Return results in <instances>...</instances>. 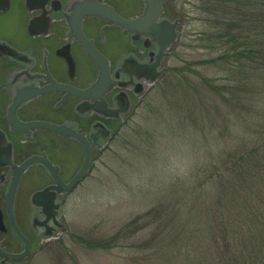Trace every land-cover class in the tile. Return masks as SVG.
I'll list each match as a JSON object with an SVG mask.
<instances>
[{
    "label": "rangeland",
    "instance_id": "374dc122",
    "mask_svg": "<svg viewBox=\"0 0 264 264\" xmlns=\"http://www.w3.org/2000/svg\"><path fill=\"white\" fill-rule=\"evenodd\" d=\"M197 1L167 3V20L177 25L158 78L137 97L118 130L106 132L86 177L58 195V225L18 264H264V183H256L248 190L251 198L244 199L245 190L223 187L226 170H216L227 156H239L264 137V77L213 61L220 51L200 40L209 26ZM110 2L126 18L143 9L142 0ZM118 46L99 45L111 54ZM74 56L73 85L94 81L98 71L92 63L80 50ZM52 62L50 57L48 66ZM43 104L36 103L39 112ZM52 115L58 121L60 115ZM36 140L62 165L65 179L81 168L84 154L76 143L49 131ZM26 149L36 150L30 143ZM43 184L21 186L22 214L31 192ZM256 214L258 230L223 229L232 219ZM20 220L26 232L27 218Z\"/></svg>",
    "mask_w": 264,
    "mask_h": 264
},
{
    "label": "flooded vegetation",
    "instance_id": "af4514ba",
    "mask_svg": "<svg viewBox=\"0 0 264 264\" xmlns=\"http://www.w3.org/2000/svg\"><path fill=\"white\" fill-rule=\"evenodd\" d=\"M53 1L55 0L48 1V8L52 10L47 16L52 18L49 33L47 35H32L31 33H38L44 27L38 23L42 20V11L39 8L41 0H0V264H18L23 260H13L7 257L8 254H20L25 250V243L19 238L11 223L12 217L28 238L30 252L35 242L40 237L44 238L47 233L53 232L57 225L54 220L58 208L57 197L50 196L48 199L46 198V202H43V198L37 202L33 200L36 191L56 185L52 173L42 161L32 164L24 171L17 187L13 208L11 211L9 210L8 190L17 167L27 159L36 156L48 159L58 170L64 182H69L72 179L67 180L63 177L62 165L52 158L47 148L40 149L42 146L37 143V136L48 130L29 131L15 125L12 119L16 118L24 122L57 123L86 135L94 146L93 160L94 152L100 147L106 132L114 133L118 130L119 126L131 114L137 97L146 94L147 78L151 77V74L147 71L143 72L140 66L142 64L152 66L157 63L162 45L166 43L165 39L155 38L153 35L144 34L139 39H135L130 31L120 26L112 27L113 23L107 19H87L82 24L83 31L88 37L94 39L96 47L101 53L103 52L99 47L101 44L119 45L113 54L102 53L109 61L113 82L104 95V99L99 97V94L95 95L96 97L76 95L65 97L64 93L51 91L14 107L15 100L30 97L37 87L49 84L48 75L42 76L46 69L58 82L73 85L69 77L57 78L52 64L49 63V66L47 64L50 57L60 58L57 56L58 51L70 49L74 55L77 54V50H80L91 61L85 49L73 36L74 30L70 23L72 12L76 7L75 3L86 0H56L60 2L59 4ZM100 1L112 5L110 0ZM167 3L168 1L165 8ZM13 19H17L18 25L20 21L21 28L16 25V21H12ZM10 25H15V29L17 28L14 34L9 31ZM88 29L96 34L91 35ZM147 39L151 41L149 47H146ZM58 40L61 44L55 49L54 43ZM40 41L44 42L40 43ZM37 58L38 62L40 60V65H37ZM135 59H138L139 65L134 64ZM97 71L94 81L78 88L89 89L93 86L100 75L99 70ZM138 75L143 76L141 77L142 85L137 84ZM43 100V110L39 112L40 109L38 110L35 105ZM64 105L70 108V112L67 114L61 111ZM52 114L60 115L58 121L53 119ZM49 132L61 139L76 143L83 149L84 154V147L77 139ZM9 143H12L11 148ZM28 143L35 145L36 150L32 153H26ZM54 143L53 140L52 144ZM23 184H28L31 188L43 185L31 192L28 197L29 209L22 214L19 209V195ZM22 215L27 218L28 229L26 232L21 225ZM41 228H45V231H42Z\"/></svg>",
    "mask_w": 264,
    "mask_h": 264
},
{
    "label": "water",
    "instance_id": "95a60500",
    "mask_svg": "<svg viewBox=\"0 0 264 264\" xmlns=\"http://www.w3.org/2000/svg\"><path fill=\"white\" fill-rule=\"evenodd\" d=\"M48 1L49 0H41V4L39 6L42 11V20H40L38 23L42 24V27L44 25V27L42 31L38 33H31L32 35H47L49 33V26L50 22L52 21V18L47 16L49 12H52V10H49L48 8ZM166 1L167 0H144L145 10L143 14L134 19H127L119 15L112 6L102 3L98 0H86L84 2L76 3V7L72 12V18L70 19V23L74 30L73 36L77 38L78 42L82 45L89 57L99 68L100 75L97 82L89 89H80L69 83H60L56 81L46 69L43 72L42 76L48 75L47 78L49 79V84H47L46 86L37 87L30 97L28 96L25 99L23 98L21 100H15L13 106L18 107L19 105L28 102L31 98L41 96L51 91L65 93V97L69 95H76L79 97H96L95 95L99 94V97L104 99V95L108 92L110 85H112L113 83L112 76L110 73V65L106 57L97 49L94 40L89 38L83 31L82 24L83 21H85L87 18L107 19L108 21L113 23L112 27L120 26L121 28L130 31L135 37V39H139L144 34L153 35L155 38L159 39H165L166 43L162 45V48L160 50L161 54L158 57V62L154 63L152 66H146L144 64L140 66L143 72L147 71L151 74L149 80L155 81L159 75L157 72V67L160 65L163 56L167 55L165 51L175 37L174 30L177 25L176 23H170V21H168L167 19L160 20L161 16L164 13V4L166 3ZM53 2H57L58 4L60 3L56 0ZM6 5H8V3H6ZM150 44V39H147L146 47H148ZM57 55L65 60L68 66L70 76L74 77L76 71V61L71 50H60L57 52ZM141 77L143 76L138 75L137 81ZM137 84L141 85L140 82H137ZM12 122L15 125L23 127L29 131H32L34 129H46L65 136L75 138L83 144L85 150V157L80 170L68 183H65L62 180L58 173V170L50 163V161H48V159L33 156L24 161L21 166L17 167L16 174L8 190V208L10 211L13 208L17 187L22 174L24 173V171H26L28 167L38 161H42L45 163L49 171L52 173L56 185L36 192L33 196V200L35 202L39 201L40 198H43V202H46V198L48 199L50 196L54 198L57 197V194L59 193L69 192L73 190L78 185V183L88 174L90 170L92 151L94 146H92L86 135L78 133L75 130L68 128L66 125L55 124L52 122H24L16 118L12 119ZM9 147H12V143H9ZM11 223L19 238L25 243V250L21 254H8L7 257L13 260H21L29 254L30 242L16 224L14 217L11 218Z\"/></svg>",
    "mask_w": 264,
    "mask_h": 264
},
{
    "label": "trees",
    "instance_id": "16d2710c",
    "mask_svg": "<svg viewBox=\"0 0 264 264\" xmlns=\"http://www.w3.org/2000/svg\"><path fill=\"white\" fill-rule=\"evenodd\" d=\"M196 6L209 26L206 30L210 29L200 33V40H207L210 49L220 51L213 61L260 71L264 77V0H198ZM223 168L227 172L221 173V178H227L222 181L223 187L238 193L245 190L244 199L251 198L248 190L255 188L256 183H264V137L255 140L254 147L249 150L244 148L239 156H227L222 161V168L216 170L221 172ZM256 216L253 219L237 217V220L224 223L223 229L241 226L239 229L250 232L258 230ZM240 219L244 221L241 225L237 224ZM261 225L264 229V214ZM235 240L239 242L238 238Z\"/></svg>",
    "mask_w": 264,
    "mask_h": 264
},
{
    "label": "crops",
    "instance_id": "0c3cea01",
    "mask_svg": "<svg viewBox=\"0 0 264 264\" xmlns=\"http://www.w3.org/2000/svg\"><path fill=\"white\" fill-rule=\"evenodd\" d=\"M88 32L92 35L96 34V32H93L91 31L90 29H88ZM60 40L56 41L54 43V47L55 49L58 48L60 46ZM86 57V56H85ZM87 58V57H86ZM88 59V58H87ZM89 60V59H88ZM90 61V60H89ZM90 63H92L90 61ZM92 65L94 66V64L92 63ZM52 66H53V70H54V73L56 75L57 78H64V76L66 75V71H67V65L65 63L64 60L60 59V58H57V57H54L53 58V62H52ZM95 67V66H94ZM96 69V67H95Z\"/></svg>",
    "mask_w": 264,
    "mask_h": 264
}]
</instances>
